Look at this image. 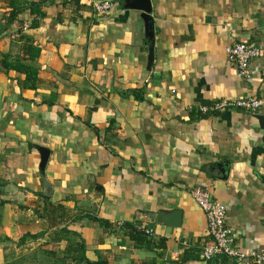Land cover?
I'll return each instance as SVG.
<instances>
[{"label":"crops","instance_id":"crops-1","mask_svg":"<svg viewBox=\"0 0 264 264\" xmlns=\"http://www.w3.org/2000/svg\"><path fill=\"white\" fill-rule=\"evenodd\" d=\"M45 1L46 17L24 31L40 48L36 90L0 73V264H79L80 253L109 264H248L199 258L209 236L190 191L225 207L240 253L264 249L255 119L264 116V0H150V24L129 0H106L114 7L103 17L89 0ZM10 31L0 53L15 57ZM234 42L260 52L249 82L225 57ZM247 95L263 102L255 114L199 112ZM45 202L65 220L41 217ZM174 211L177 227L158 221ZM123 223L149 230V244L137 247Z\"/></svg>","mask_w":264,"mask_h":264},{"label":"built area","instance_id":"built-area-1","mask_svg":"<svg viewBox=\"0 0 264 264\" xmlns=\"http://www.w3.org/2000/svg\"><path fill=\"white\" fill-rule=\"evenodd\" d=\"M89 4L92 13L97 17L110 14L114 7L112 2L106 0H89ZM26 27L24 26V29ZM224 54L227 61L235 66L238 76L249 82L253 75L251 61L260 56L255 45L234 42L225 47ZM262 105V100L247 95L234 100H219L209 108H200L199 112L209 114L222 111H242L255 114ZM190 196L203 212L207 224L209 239L202 245L199 252V258L202 261L208 262L217 256H222L228 260L245 261L248 264H264V249L246 255L234 248L233 234L225 226L226 210L223 205L213 201L208 192L200 188L191 190ZM142 232L147 237H151L149 230L142 229Z\"/></svg>","mask_w":264,"mask_h":264},{"label":"trees","instance_id":"trees-1","mask_svg":"<svg viewBox=\"0 0 264 264\" xmlns=\"http://www.w3.org/2000/svg\"><path fill=\"white\" fill-rule=\"evenodd\" d=\"M6 0H3V2ZM47 1H28V0H7L6 8L7 12L3 17V27L0 29V35L2 32L11 30L15 41L20 43L19 54L15 57L9 53H0V73L4 74L8 79L15 81L17 85L22 89L36 90L38 83L39 73L44 68L40 67L37 60L40 56V48L33 43L30 36L24 33L25 29H36L40 21L46 17L45 6ZM62 7L64 5H61ZM24 16L30 18V24L24 29L25 19ZM134 93H137L134 91ZM135 98L141 100L138 94H135ZM201 116V115H200ZM205 116V115H203ZM41 211V217L47 220L49 223L51 217L57 218L58 222L65 220L64 209L59 205H52L48 202L43 203ZM97 222L104 228L111 227L106 221L91 219ZM125 236L135 243L137 247L148 245V237L141 231H137L132 224L123 223L121 226ZM206 242V241H205ZM204 242V243H205ZM44 253L50 254L49 251ZM206 262V261H205ZM79 264H109L107 260L98 259L97 261L90 262L83 254L80 253ZM63 264V263H60Z\"/></svg>","mask_w":264,"mask_h":264},{"label":"water","instance_id":"water-1","mask_svg":"<svg viewBox=\"0 0 264 264\" xmlns=\"http://www.w3.org/2000/svg\"><path fill=\"white\" fill-rule=\"evenodd\" d=\"M130 3L128 5L129 9L140 11L143 14L144 21L151 23L150 13H151V3L150 0H129ZM151 28V27H150ZM255 119L257 120L258 126L260 130L264 133V116H256ZM264 141V137H263ZM40 154V163L39 169L43 171L46 161L48 159V151L43 148L38 149ZM158 221L164 223L170 227H177L180 223V213L178 211H174L172 213L159 215Z\"/></svg>","mask_w":264,"mask_h":264}]
</instances>
